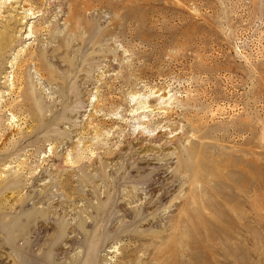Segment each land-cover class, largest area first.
<instances>
[{"label": "rangeland", "instance_id": "1", "mask_svg": "<svg viewBox=\"0 0 264 264\" xmlns=\"http://www.w3.org/2000/svg\"><path fill=\"white\" fill-rule=\"evenodd\" d=\"M7 24L0 264H264V0H0ZM21 62L39 131L3 107Z\"/></svg>", "mask_w": 264, "mask_h": 264}, {"label": "bare ground", "instance_id": "2", "mask_svg": "<svg viewBox=\"0 0 264 264\" xmlns=\"http://www.w3.org/2000/svg\"><path fill=\"white\" fill-rule=\"evenodd\" d=\"M11 38H12V35H11V26L9 24H7L5 26V30L0 32V57L2 55L1 52L4 51V50H6L10 46V43L12 41ZM30 60H32L33 62L35 61L36 63L38 62L37 64H38L39 70H42V69L43 70H46L47 69V68L45 69V65H43V63L41 62L42 58L40 56L34 58V55H31L30 56ZM23 68H24L23 67V63L22 62L19 63L18 64V70L19 71L17 72V76H16V78H17L16 84L13 83V87L15 86V88L11 91L10 95H11L12 98L14 97L13 102H15V99H16L15 96L18 97V96L21 95V96H24L26 98V101L20 102L18 104L21 107V109H23L22 107H25L24 113L21 112L19 114H16L15 113V110L13 109L15 107L14 105L16 103L13 104V102H10V103L6 102L5 105H3V107H5L6 111L11 112V116H12L11 119H12L13 122L17 118H19V120H20V119H26V118H28L27 116H31L33 120H36V121L39 122V124H40L39 125V128H38V131H39L44 126V125H42L43 120H45L47 118V117H45L42 114V110H43L44 104H43V102L41 101V99L39 97L35 96L34 94H33V96H31V94L28 93L29 92L28 91L29 88L26 89V91L24 89H22V85H23L24 81H23V76H20L19 74H21L20 70L23 71ZM47 71H51V70L50 69H47ZM21 81H22V83H21ZM11 107H13V108H11ZM194 148L196 149V147H194ZM188 150L192 151L193 154H194V151L193 150H191V149H188ZM195 154H197V153H195ZM191 155H192V153H191ZM198 156L199 155H197V157ZM191 158L192 159L189 162L187 160H183L182 157L180 158V159H182L181 160L182 161L181 162V166L183 168L182 171H181V173H183V174L192 173L193 174L192 175L193 176V179H191L192 183L194 185H196V184L203 185L205 183L204 180H203L204 179L203 177H204L205 172L204 173L201 172L202 170L198 167V165H199L198 163L199 162L196 161V158H194L193 156ZM193 158L195 160H193ZM204 161L205 160H203V162ZM82 165L85 166V164H82ZM208 174H209V172H208ZM157 176H159V177L161 176V171L160 170L157 172ZM69 178H70V175L68 173V176L66 177V180L64 182L62 181L60 183V186L63 187L64 189H69L71 191V193H72V189H71L72 187H71V185H70V183L68 181ZM68 197L70 198V195H68ZM192 200L193 201H196V196L193 195L192 196ZM15 227L18 228V229H22L23 228V226L21 227V226H18V225L15 226Z\"/></svg>", "mask_w": 264, "mask_h": 264}]
</instances>
